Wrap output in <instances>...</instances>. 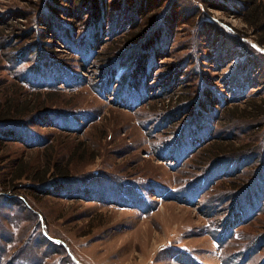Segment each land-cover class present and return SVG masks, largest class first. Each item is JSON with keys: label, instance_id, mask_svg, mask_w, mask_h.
Listing matches in <instances>:
<instances>
[{"label": "rangeland", "instance_id": "1", "mask_svg": "<svg viewBox=\"0 0 264 264\" xmlns=\"http://www.w3.org/2000/svg\"><path fill=\"white\" fill-rule=\"evenodd\" d=\"M91 1L0 0V103L47 95L56 123H0L22 132L0 133V264H264V37L246 0ZM186 128L210 139L188 157ZM211 147L235 161L194 197ZM47 161L68 180L35 182Z\"/></svg>", "mask_w": 264, "mask_h": 264}, {"label": "trees", "instance_id": "2", "mask_svg": "<svg viewBox=\"0 0 264 264\" xmlns=\"http://www.w3.org/2000/svg\"><path fill=\"white\" fill-rule=\"evenodd\" d=\"M95 2L96 5L99 6V4H102V0H92L91 2ZM246 6V10L245 13L243 14L244 20L246 22L247 25L249 26H253L255 25V28H259L262 37H264V26H262L264 24V2L263 1H258V0H246L244 2H241ZM143 4H148V3H144L143 0H140V6H143ZM92 11V9H91ZM71 36V35H70ZM71 38H74L73 36ZM258 42H256L257 46L260 48H264V39L261 38V40H257ZM249 47V46H247ZM251 49V48H250ZM36 78H38L36 76ZM41 78V77H40ZM22 82L24 83V81L22 80ZM17 86V85H16ZM17 91H14V95L9 96L8 99L3 102L0 103V123H12L13 121H18L16 119H21V118H25L27 116H32V115H37L38 116H49L51 122H53L52 120H54V117L50 116V113L47 112L49 110H47L48 107V101H47V95H40L41 93L38 94H31L30 96H27L21 100L20 98V94L22 93V89L21 88H17ZM45 97V99L40 102L42 97ZM146 97L147 95L144 94L142 97ZM145 97L143 100H145ZM51 98V97H49ZM44 110V111H43ZM47 110V111H46ZM56 120V119H55ZM54 123V122H53ZM20 124V123H19ZM18 124V125H19ZM56 124V123H54ZM58 125V124H57ZM1 126H5V125H1ZM189 128V127H188ZM186 128L184 131V137L182 139H180V142L177 143L178 147L183 146V145H187L189 146V150H188V154L187 157L189 155V153H193L194 151H196L198 148L201 147V145L203 143H208L210 139H208L207 141H203V139H195V137L189 135L190 134V129ZM194 131H196L197 133H199L198 128H194ZM211 129H209L208 135L205 136V138H208L209 135H211ZM0 133L1 136H7L8 134H13L11 136H15L14 138H18L19 140L21 139V133L19 131H14L12 130L10 127H2L0 128ZM24 133V132H23ZM201 134V133H199ZM189 136V137H187ZM186 139H189V141L186 143ZM218 146V145H217ZM217 150V153L219 154L218 159H216L214 161V163L210 166V171H208L207 176L206 174L203 175L202 178H198L197 182L195 183L193 189L192 190V194L194 195V197H197L200 193L201 190H203L204 187L208 186L209 183H211L212 180H215L216 178H218L219 176H224L226 174V172H221L223 166H227L231 163H233L235 160H232L231 158H225L226 153L231 152V150L226 151L225 149H217L215 147H211L210 150L206 151L207 153L211 150ZM49 151V149H48ZM218 156V155H216ZM176 159V165L175 167L180 166V164L182 163L183 159L180 158L179 156L174 157ZM48 159V158H47ZM50 159V158H49ZM48 159V160H49ZM242 160H240L241 162ZM243 162V161H242ZM54 168V171L52 172V169ZM67 168L64 167L63 169H60L57 167L56 164H53L52 162H46L45 165H43V168L41 169L40 172H37V174L33 175V180L35 182H37L39 185L40 184H46V182L49 180V178H61L62 180H68L69 173L67 171H65ZM25 174H17L13 179L12 182H16V181H20L23 180ZM251 191L246 190L242 195L241 198H239V202L243 205L245 204L247 198L250 196ZM255 194L253 193V198H254ZM248 198V199H253V198ZM250 204L253 206L255 205L254 201H251ZM249 207V206H247ZM249 210L251 211V208L249 207ZM239 212V211H238ZM238 212H236L238 214ZM247 212V211H246ZM234 213V214H236ZM243 216V214H242ZM233 224V222H229L228 227H226L225 231L226 232L228 229H230V232L232 233L233 231V226H231Z\"/></svg>", "mask_w": 264, "mask_h": 264}]
</instances>
